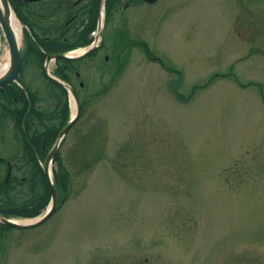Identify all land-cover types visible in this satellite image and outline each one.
Returning <instances> with one entry per match:
<instances>
[{"label": "rangeland", "instance_id": "rangeland-1", "mask_svg": "<svg viewBox=\"0 0 264 264\" xmlns=\"http://www.w3.org/2000/svg\"><path fill=\"white\" fill-rule=\"evenodd\" d=\"M63 19L42 35L63 39ZM130 20V38L119 18L106 31L110 62L75 61L70 82L55 72L64 58L48 64L80 116L52 160L54 215L0 226V264H264V0H161ZM28 51L14 92L0 88V155L13 163H0V209L40 206L49 188L42 215L47 157L77 102ZM8 53L0 27V63Z\"/></svg>", "mask_w": 264, "mask_h": 264}, {"label": "flooded vegetation", "instance_id": "flooded-vegetation-1", "mask_svg": "<svg viewBox=\"0 0 264 264\" xmlns=\"http://www.w3.org/2000/svg\"><path fill=\"white\" fill-rule=\"evenodd\" d=\"M9 1L16 15H18L24 22V29L26 28L29 38L28 48L33 51L35 50V54H41L42 58L45 57L46 60L48 55H66V58H64L66 60V65L64 66L65 71L60 67L61 69L55 70V72L59 78L65 80L66 82H70L69 80H72V77L74 75L76 78H79L81 76L79 70H77L76 66L73 65L75 61L85 59L89 56L91 57L92 55H95L98 51H100L101 53H106L104 56V60L106 62H110L111 57L110 54L107 53L110 47H108L109 45L106 44L105 38L107 29L110 27V30H112L113 23L116 22V19L119 18L121 22V26H116L115 28L116 34H125L130 38V31L126 26L127 24L131 23V11L136 8H149V6L155 5L161 0ZM62 15L64 19L60 26L64 30L63 32L65 36L63 37V39L55 38V34H51L53 30H51L49 34L42 35L44 29L54 28L51 24L48 23V20L55 16ZM132 42H136L138 45L139 43L140 45H143V47H145V53L150 59L156 60L157 62L162 61L160 57L154 56L152 54L153 51L150 50L149 46H147V42L144 41L141 43L139 40L136 41L134 38ZM88 47L90 48L89 51L83 56L73 57L71 55L72 52H78L79 49H87ZM47 48L51 49L52 51H47ZM27 55H29V51ZM18 82H20V77L16 79V82L5 85L4 88L8 87L9 91H11L12 89L15 90V88H17L16 85L18 84ZM52 82L62 86L55 81ZM80 84L81 86H84V83L81 82ZM21 87L24 88V85L21 84ZM73 89L76 92V88L74 86ZM14 90L12 91L14 92ZM7 161L9 162V164ZM0 163H6V165L12 169L13 163L9 160H6V158L2 157L1 155ZM0 169H3V167H0ZM7 227L10 228V226Z\"/></svg>", "mask_w": 264, "mask_h": 264}, {"label": "water", "instance_id": "water-1", "mask_svg": "<svg viewBox=\"0 0 264 264\" xmlns=\"http://www.w3.org/2000/svg\"><path fill=\"white\" fill-rule=\"evenodd\" d=\"M16 19H18V17L16 16L15 12L12 10L9 0H0V27L4 34L5 40L7 42V46L9 49V55H10V67L4 75L0 76V88H2L4 85L10 82L15 81L16 77H18L25 63L27 53H28V42L26 38L24 37V34H22L21 40L19 41L16 31L14 29V21ZM61 57L66 58V55L64 54L48 55L47 60H46L45 73L47 74L48 78L67 87L70 90V92L73 94L77 102V113L75 114L74 117L71 118V120L61 130L54 147L52 148V150L50 151L47 157L45 172H46V176L49 182V187L51 190V203L44 214L39 215L30 221L20 222L12 218H8L4 216L3 214H0V223L6 226H11V227L19 228V229H30V228L37 227V226L42 225L46 221H48L54 215L57 209L58 193H57L55 184L53 182L50 168L52 165L53 157L57 149L59 148L60 143L62 142L63 138L67 135L68 131L78 121L79 116H80V105L78 102L77 94L75 90L73 89V87L66 84L64 81L52 76L48 70L49 68L48 64L50 63V61H52L53 59L61 58Z\"/></svg>", "mask_w": 264, "mask_h": 264}, {"label": "trees", "instance_id": "trees-1", "mask_svg": "<svg viewBox=\"0 0 264 264\" xmlns=\"http://www.w3.org/2000/svg\"><path fill=\"white\" fill-rule=\"evenodd\" d=\"M47 51H52L51 49H48L47 48ZM55 52V51H54ZM7 91H9L8 89V87H6L5 88ZM27 101V100H26ZM57 132V131H56ZM60 131L58 130V132L57 133H59ZM50 135V134H49ZM48 135V136H49ZM55 136V139H57V136L56 135H54ZM27 137V136H26ZM50 137V136H49ZM27 139H28V137H27ZM45 139V138H44ZM53 139H54V137H53ZM54 139V140H55ZM30 140V139H29ZM31 141V140H30ZM33 144V143H32ZM34 146H38L39 147V149L41 148V147H44V145H43V140H42V136H41V138L40 139H38L37 141H36V144H34ZM48 147V146H47ZM30 151H32V150H30ZM32 153H33V151H32ZM33 155V157H34V154H32ZM44 157V156H43ZM35 159H37L38 157H34ZM37 161V160H36ZM39 163L37 162V165H38ZM62 166V165H61ZM60 166V167H61ZM64 166H62L61 168H60V171H62V173H60V171L58 170L56 173H55V178H56V181H57V185L60 187V186H62V185H64V179H65V177H66V175H68L69 173H68V171L66 170V173H64V168H63ZM68 188V184L66 183V189ZM49 188H48V194L46 195V196H44V197H46V199H44L43 200V202H42V204L39 206H37V205H34L32 208L31 207H26V208H20L21 210H11V209H2V210H0L1 211V213L2 214H4L5 216H7V217H35V216H38L39 214H41V213H43L44 212V208H46V205H47V202H48V197L47 196H49ZM0 226H2L3 228H8L6 225H3V224H1L0 223Z\"/></svg>", "mask_w": 264, "mask_h": 264}, {"label": "bare ground", "instance_id": "bare-ground-1", "mask_svg": "<svg viewBox=\"0 0 264 264\" xmlns=\"http://www.w3.org/2000/svg\"><path fill=\"white\" fill-rule=\"evenodd\" d=\"M14 29L16 31L18 40L20 41L21 37H22L23 27H22V24L20 23L19 19H16L14 21ZM9 67H10V55L8 53L5 56V60L2 63H0V76L4 75L8 71Z\"/></svg>", "mask_w": 264, "mask_h": 264}]
</instances>
